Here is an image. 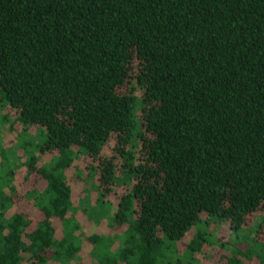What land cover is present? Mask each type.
Wrapping results in <instances>:
<instances>
[{"label": "trees", "instance_id": "obj_1", "mask_svg": "<svg viewBox=\"0 0 264 264\" xmlns=\"http://www.w3.org/2000/svg\"><path fill=\"white\" fill-rule=\"evenodd\" d=\"M0 264H264V0H0Z\"/></svg>", "mask_w": 264, "mask_h": 264}, {"label": "rangeland", "instance_id": "obj_2", "mask_svg": "<svg viewBox=\"0 0 264 264\" xmlns=\"http://www.w3.org/2000/svg\"><path fill=\"white\" fill-rule=\"evenodd\" d=\"M3 138H4V140H5V143L7 144V145H11V144H13V142L14 141H16V138H15V133H8V132H6V131H4V133H3ZM73 171H74V169H70V171H69V173H73ZM23 173H24V170L23 169H21L20 171H19V173H18V178H21L22 177V175H23ZM32 177V176H31ZM76 186V185H75ZM81 186V185H80ZM80 186L79 187H77L75 190L79 193L80 192ZM79 197V194H77L76 195V199ZM79 218L82 220V221H85V222H87V223H89V225H91L92 223L90 222V221H87V216H86V214H80V216H79ZM94 224V223H93ZM97 228H98V230H100V231H105L104 229H103V227L100 225H97ZM225 229H222L221 231V233H220V235H225L226 234V230L224 231ZM191 234L192 233H188L186 236H185V238L184 239H182L181 241H179V247L182 249L185 245H186V243H187V241L190 239V237H191ZM216 252V247H211L209 250H208V255H207V257H205V260L206 261H213V256H214V253ZM204 260V261H205ZM93 262V261H92ZM91 262V263H92Z\"/></svg>", "mask_w": 264, "mask_h": 264}]
</instances>
